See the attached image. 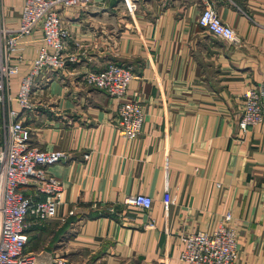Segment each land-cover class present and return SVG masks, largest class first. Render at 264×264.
Returning a JSON list of instances; mask_svg holds the SVG:
<instances>
[{"label":"crops","instance_id":"crops-1","mask_svg":"<svg viewBox=\"0 0 264 264\" xmlns=\"http://www.w3.org/2000/svg\"><path fill=\"white\" fill-rule=\"evenodd\" d=\"M208 1L236 42L196 24L198 0H133L131 11L122 0L57 9L83 46L74 62L45 74L32 108L20 115L30 145L66 153L47 169L62 183L55 214L25 217L24 250L34 264H53L55 257L73 264H183L180 236L211 233L225 211L236 232L233 264H264V119L245 131L237 124L241 94L264 82V0ZM21 6L22 0H0L3 26L18 25ZM39 36L35 30L10 54L25 61L10 93ZM108 62L133 74L127 97L143 112L134 140L114 129V99L79 80ZM165 188L172 198L167 211ZM136 193L150 197L148 209L122 203Z\"/></svg>","mask_w":264,"mask_h":264},{"label":"built area","instance_id":"built-area-1","mask_svg":"<svg viewBox=\"0 0 264 264\" xmlns=\"http://www.w3.org/2000/svg\"><path fill=\"white\" fill-rule=\"evenodd\" d=\"M93 0H22L18 25L3 26L0 19V264H34L33 255L24 250L25 217L43 221L55 214L62 183L49 173L48 166L65 158L61 150H41L29 144V129L22 124L20 115L33 106V95L47 83V72L65 67L81 54L82 44L69 31L58 8L84 7ZM201 9L196 24L211 35L227 42H236L233 29L223 23L208 0H198ZM128 11L133 0H122ZM38 31L39 44L35 55L27 63L13 93L9 92L12 77L25 62L22 55H10L16 46L27 42ZM14 61H11V59ZM133 74L128 66L108 62L103 69L88 70L79 80L86 86L103 90L115 101L114 129L118 135L134 140L141 130L143 112L137 100L127 97V87ZM40 86L33 89L36 84ZM264 119V82L248 88L241 94L238 127L248 126ZM33 193L26 195L23 189ZM41 195L42 198H37ZM123 204L146 210L149 196L136 193L124 197ZM172 203L167 189L162 193V207L167 211ZM108 207V211H112ZM148 227H153L151 221ZM182 248L179 259L183 264H233L238 253L236 232L228 211L222 213L211 233L193 231L180 236ZM53 264H73L55 257Z\"/></svg>","mask_w":264,"mask_h":264},{"label":"rangeland","instance_id":"rangeland-1","mask_svg":"<svg viewBox=\"0 0 264 264\" xmlns=\"http://www.w3.org/2000/svg\"><path fill=\"white\" fill-rule=\"evenodd\" d=\"M15 76V75H14ZM14 76L12 77V79L14 78ZM11 90H13V89H11Z\"/></svg>","mask_w":264,"mask_h":264}]
</instances>
